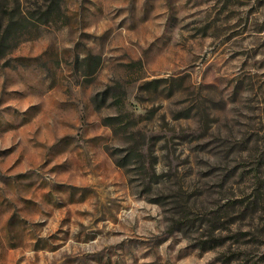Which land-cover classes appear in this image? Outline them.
Here are the masks:
<instances>
[{
	"label": "rangeland",
	"instance_id": "1",
	"mask_svg": "<svg viewBox=\"0 0 264 264\" xmlns=\"http://www.w3.org/2000/svg\"><path fill=\"white\" fill-rule=\"evenodd\" d=\"M0 264H264V0H0Z\"/></svg>",
	"mask_w": 264,
	"mask_h": 264
}]
</instances>
